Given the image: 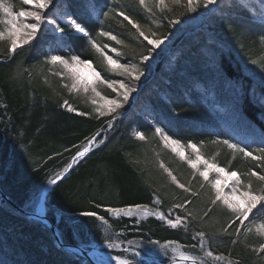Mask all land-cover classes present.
Returning <instances> with one entry per match:
<instances>
[{"label":"trees","instance_id":"1","mask_svg":"<svg viewBox=\"0 0 264 264\" xmlns=\"http://www.w3.org/2000/svg\"><path fill=\"white\" fill-rule=\"evenodd\" d=\"M104 1L105 5L102 6L101 3ZM109 8L124 11L142 27L145 26V11L136 4L135 0H83L82 5L80 3L76 7L70 5L72 17L85 26L96 41L100 28L113 33L124 43L131 41L132 30L135 29L122 17L114 16L112 19H107L103 13ZM225 10L227 11L226 8L223 9ZM84 40L83 37L71 36L68 39L69 51L91 61L93 67L102 72L104 68L94 52L82 53ZM199 42L190 43L189 51L196 52L202 44ZM208 47L214 49L212 44ZM215 51L213 58L210 56L211 67L203 68L202 72L206 73L202 74V80H198L197 89L201 91L202 101L197 99L199 102L192 105L189 102L175 105L180 111L190 112V114L187 112V116L190 117L191 124L197 128L195 135L189 132V140L195 144H203L204 149L208 147L219 149L220 144L211 143L222 136L218 133V129V131L211 130V127L218 125V115L209 110V107L214 105V108L226 114L227 121L233 126H239L236 127L237 131L240 130L244 134L246 137L244 140H251L250 146L257 147L264 140V84L249 82L238 62L229 53ZM22 52L25 53V57L21 59L19 69L21 72L16 76L13 69L18 58L22 57ZM182 54L183 57L188 58V53ZM39 57V43L34 48L26 47L17 51L11 60L7 56V44L0 45V189L2 192L16 205L32 213H39V200L43 196L46 216L53 223L64 244L79 246L89 251L94 248L102 252L110 251L123 258L124 255L120 252L105 247L106 242L125 244L132 242L145 246L151 245L149 241H158L160 245L173 242L172 244L180 247H188L189 249L185 250L189 255L205 260L203 253H198L200 242L198 237L194 238V234L197 231H204L207 234L206 247L214 248L210 222L216 221L220 230L227 226L230 213L220 212L218 207H214L209 217H205L203 221L198 216L196 219L188 217L190 223L187 230L183 227L171 228L155 216L140 219L123 216L113 218L112 214L105 211L106 208H127L136 205H144L166 215L171 210L173 219L177 215L185 217L183 210L175 209L172 205L184 202L186 199L193 200V203L187 206L188 210L202 215L200 210L209 206L208 197L204 195L206 193L200 189L197 181L190 183V186L194 191H200L199 198L190 197L171 183L167 173L159 167V164L162 162L173 175L178 173L177 168L181 169V164L170 167L169 163L158 160L155 153L148 149L144 150V146L153 149L150 146V143L154 144L153 140L143 142L130 139L127 132L133 129L135 124L133 120H142L139 113L130 107L125 108L122 119H118L112 125V127L115 125L123 127L125 130L113 149L111 146L115 142L113 141L115 137L107 139L105 134L109 133L106 130L108 127L104 126V131L99 129L102 132L97 137L104 142L99 147H95L85 158L73 164L72 158L79 146L99 131L97 128L100 121L92 115L84 119L64 111L60 105L66 92L58 85L55 87L54 83L50 87L43 82L44 76L37 75L36 71L41 64ZM24 69H28V72ZM29 72H31L30 76ZM174 85L179 84L174 82ZM124 113L127 114L125 117H123ZM140 130L145 135L148 134L145 125H142ZM183 142L189 141L183 140ZM220 147L217 160L224 161L230 153L228 149ZM161 148L170 156H166L167 158L175 159L173 153L166 151L162 146ZM230 164L240 172L253 166L252 162L244 160L239 154ZM66 167L69 168L67 173L64 172ZM57 174H61L64 178L58 180L55 185H49L48 181ZM156 199L161 203H154ZM0 209L2 211L0 264H90L85 258L59 248L43 222L25 217L7 206L1 199ZM85 211L104 216L111 227L95 217L81 215ZM229 231H234V228ZM235 238V236L219 235V241L223 246H215L219 251L215 250L213 253L229 257L234 264L236 261L240 264H251L249 255L255 257L254 253L244 247L243 237H240L237 244L232 245L231 240ZM246 243L253 246L259 243V238L249 237ZM192 245L196 247L193 248ZM168 260L167 258L162 262L166 263ZM204 264H214V261L207 263L204 261Z\"/></svg>","mask_w":264,"mask_h":264},{"label":"rangeland","instance_id":"2","mask_svg":"<svg viewBox=\"0 0 264 264\" xmlns=\"http://www.w3.org/2000/svg\"><path fill=\"white\" fill-rule=\"evenodd\" d=\"M12 2L16 5L17 9L21 7L20 0H12ZM78 3L82 5L83 0H57L58 7L50 8L46 15H49L51 17L52 13H58L57 21L65 27V33H56L51 30H46L42 27L41 32L38 33L37 39L34 40L31 45H26L23 48H34L35 45L39 43V58L41 64H39L38 70L36 71L37 75H41L44 77L47 76L50 82V87L53 86L54 83L55 87H57L56 85H58L60 88H62L61 84L67 81H61L59 77L48 75L47 70L50 66L43 64V61L50 54H61L65 57L74 54L69 51L70 46L68 39L71 36L83 37L85 40L82 53L87 54L88 51L94 52L96 58L99 59L101 65L104 68L102 72L96 69L98 72H100L102 78H104L105 80L135 83L137 85V90L130 95L129 100L124 104V107L122 109H119L120 115L117 119H115L113 125L117 122L118 119H122L121 117L125 108H134L136 112L139 113V117H141L142 120L131 118L132 120L134 119L133 121L135 124L133 126V129H129V131L127 132V135L130 137V139L135 140L133 131L135 130L142 132L140 128L142 125H145L146 131L148 133L146 135V137L148 138L147 141L153 140L154 144L151 145V143L148 142L150 143V146L153 147V149H150L149 146H144L143 149H148L150 152L155 153V156L158 157V160L169 163L170 167L181 164V169L177 168L178 173L174 174L177 179L181 183H184L186 185H191L193 182L197 181L200 187L201 178L197 175L196 178L193 179V170L184 160L180 159V157H178L174 152L171 151V147L165 148L162 145L160 137L155 136L154 134L155 128L160 127L164 129V131L167 132L171 137L179 140L181 144L185 146L183 149L185 151V155H192L194 158V154L191 153V149H188L186 146L191 141L189 140V132H191V135H195L194 132L197 131V128L193 126V124H191V120L189 119L190 117L187 116L188 111H180L175 107V105L179 106L183 103L188 102L190 103V105H192L199 102L197 99H199L200 102L202 101V98L200 97L201 91L197 89L198 80H202V74L206 73L202 72L203 68L206 69V67H211V65L209 64L211 62L210 56L213 58V55H215L216 52L215 50H221L222 52L229 53L230 56L238 62L242 73L246 76L249 82H253L255 84H264V45H262L260 42V36L264 35V28L260 26V16H258L257 14V12H261V5L264 7V0H217V4L210 5L207 9L199 7L195 12H187L186 9L180 6H173L172 11H166L164 13H160L157 10L155 15H150L145 12V26L143 27V30L149 36H151V34L155 32L157 36H167V39L159 49L152 53V58L142 65L140 64V57L144 54H147L148 50L151 49V45H148L147 41L144 40L143 37H139L138 34H136L135 30H132L133 36H131V41H126L122 45L116 44L115 41L108 40L106 37H100L96 35L98 44H108L110 48H115L118 52L121 53L120 56H117L115 52H111L107 48L104 49L105 53L112 56L113 59L119 60L120 63H135L144 69V76H142L139 81L135 82L130 81L125 76L109 72L103 61V58L100 57L99 54H97L88 43L89 38L84 37L80 33H76L74 30L70 29L67 26V18L70 16L72 19H74L72 17V12L70 11V5H74L76 7ZM101 5L104 6L105 1L101 3ZM225 8L227 9V11H223V9ZM172 19H179L180 22L174 25L170 24L169 21ZM223 19L225 20V22H223ZM220 20L222 21L219 22ZM2 27L3 26L0 25V28ZM48 28L50 29L51 26H48ZM61 35H63L62 42L58 39ZM196 41H200L199 43L202 44H200L201 47L197 48L198 50L196 52L192 53L189 51L190 43H196ZM1 44L6 45L7 42H0V45ZM184 44H186L187 46L185 45L184 47ZM210 44H212V46L214 47L213 50L208 47L210 46ZM23 49H18L17 51H21ZM184 52L186 54L188 53V58L183 57L182 53ZM22 53V57L18 58V62L13 69L16 76H19L18 73L21 72L19 71L22 63L21 59H23V56L25 57V53ZM183 59L187 60L182 61ZM252 59L257 60L258 63H251ZM55 70H59V67H57V69ZM174 82H177L179 85L175 86ZM116 87L118 88L119 85H117ZM64 90L66 92L64 99H67L69 103L78 111L86 113V115L84 116L77 115L78 117L86 119L89 115H92L96 117L98 121H100L98 126L99 128H97V130L101 129L102 131H104L103 127H108V121L111 119V117H101L94 112V108L96 107V105H93L89 99L90 97L94 96L93 93L89 92L87 95L83 93L69 94L66 89ZM252 90L254 91V88H252ZM98 91L102 96L109 99L116 98V93L113 92L111 88H108L107 85H98ZM250 92L254 93L252 91ZM95 99L101 104L104 103V101L100 100V97H95ZM63 109L66 113L76 115L74 112H68L65 108ZM209 110L215 115H218V125L211 127L212 131H216L218 129V133L222 135L219 137V139L217 138L218 140L227 139L232 143H238L241 146L255 148L250 146L251 140H244L246 138L244 134L240 130L237 131L236 127L239 126H233L229 121H227V116L225 113H223L222 110L214 108V105L213 107H209ZM188 113L190 114V112ZM126 115L127 114L124 113L123 117H125ZM101 130L97 132L100 133L102 132ZM106 130L109 132L105 134L107 136V139H113L114 137H117V139L114 138L113 140L115 141L111 146L113 149V146L115 145V143H117V141H119V138L122 137L125 130L123 129V127L117 125L111 128L108 127ZM183 140H188L189 142L186 143L183 142ZM82 145L83 143L79 147H81ZM197 145L200 146L201 144ZM161 146L164 147L166 151H170L171 153H173L175 159L167 158L169 155L165 154L166 152L161 148ZM220 146L228 149L222 144H220ZM220 146L218 147L219 149H221ZM219 149H215L212 147L204 149V147L202 146L200 148V151L205 158L210 159L217 152H220ZM228 153L230 154L228 155L226 160H217L219 158V155H217L215 162L222 167L228 168L230 171L236 170V168H233L229 163L232 155L231 151L229 150ZM214 176V172L210 173L209 178L212 179ZM256 187L259 188L261 187V185L257 184ZM203 190V192L206 193L204 194L206 197L211 194L210 189ZM225 191L227 192L228 189H225ZM39 205V213L42 212L46 215L45 201L43 200V196L39 200ZM218 209L220 212H223L219 207ZM1 213L2 211L0 209V215ZM230 215L231 214H229L228 216L229 218ZM112 217L114 218L117 216L112 215ZM123 217L136 219L143 218L142 216ZM260 219H264V214H260L257 217V220ZM215 222H210L211 231H209L211 232V235H213L212 242L215 246L219 245L222 247L223 243L219 241V235H222V228L220 229V231L219 224L217 225V223ZM103 229L104 231H106L105 227H103ZM214 235L217 236L214 237ZM240 237L244 238L243 230H241ZM249 237H257L255 234V230H253V233L249 234L248 238ZM119 244V248L111 250L120 252L122 255H124V257H130L131 259H133L131 253H124V248H136L143 253L145 249L154 247L153 245L145 246L139 243ZM215 246L210 250L213 252L215 250L219 251ZM177 247H179L181 251L188 254L185 250H188V247H180L177 244L167 243L162 245L158 244L157 246H155V258L157 259L158 264H167L168 262H170L172 260V256L174 255L173 250ZM165 251L167 252V255H164ZM200 252L203 253L199 247L198 253L200 254ZM113 256L116 255L112 254V252L110 251L102 252L97 248H94L89 255L91 261H93L94 264H115V260L112 259ZM249 256L251 264H264V262H261L258 258H256V256ZM124 257L122 259H125ZM167 258L169 260L166 263H163L162 261L166 260ZM203 258L205 259L204 261L206 263L208 261H214V264H224V262H217L207 257ZM135 259L139 261L140 259H142V257H138ZM87 262L90 263L89 261Z\"/></svg>","mask_w":264,"mask_h":264},{"label":"snow or ice","instance_id":"3","mask_svg":"<svg viewBox=\"0 0 264 264\" xmlns=\"http://www.w3.org/2000/svg\"><path fill=\"white\" fill-rule=\"evenodd\" d=\"M136 4L150 15H155L158 10L160 13L166 11H172L173 6H180L186 9L187 12H195L197 8L203 7L209 8L210 5L217 4V0H135ZM21 7L17 9L12 0H0V42H7V56L11 60L18 49H23L26 45H31L34 40L37 39L38 33L41 32L42 27L46 30H51L56 33H65V27L57 21L58 13H52L51 17L46 15L48 10L53 7H58L57 0H20ZM27 6V7H25ZM103 15L107 19L115 17H122L124 21H127L129 25L136 30V34L139 37H143L147 41L148 45H151V49L147 54L140 57V64H144L152 58V53L164 44L167 36H157L155 32L149 36L144 30L142 25L134 20L129 14L124 11H117L114 8H109ZM255 15V14H253ZM31 21V22H30ZM170 24L179 23V19H172ZM259 23L264 28V12L260 14ZM48 26H51L49 29ZM67 26L74 30L76 33L82 34L84 37H88V43L91 48L95 50L103 61L109 72L117 73L121 76L127 77L130 81H139L144 76V69L135 63H120L119 60L113 59L112 56L105 53L104 49H109L111 52H115L117 56L121 53L115 48H110L108 44H98L95 39H92L90 33L86 30L85 26L78 23L70 16L67 18ZM100 37H106L108 40L115 41L116 44H124V41L119 39L116 35L109 31L101 29L98 34ZM63 41V35L58 38ZM260 42L264 45V35L260 36ZM6 62V61H5ZM251 63H258L257 60L252 59ZM43 64L49 65L48 75L53 77H59L63 82L61 87L66 89L69 94L83 93L87 95L89 92L94 96L90 97V102L96 105L94 112L101 117L108 116L111 119L108 121V127L111 128L115 119L120 115L119 109L124 107V104L129 100L130 95L137 90L135 83H125L124 81L105 80L101 77L93 63L89 60L81 59L77 54H72L65 57L61 54H50L43 61ZM59 67V70H55ZM28 72V69H24ZM19 75V73H18ZM31 72H29V76ZM45 84H49L47 76L43 78ZM98 85H107L113 92L116 93V98H107L100 94L98 91ZM119 85L117 88L116 86ZM95 97H100L104 103H99ZM68 112H74L78 116H84L86 113L78 111L74 108L67 99H63L60 105ZM155 136L160 137L161 143L165 148L171 147V151L174 152L180 159L184 160L189 167L193 170V179L198 175L201 178L200 189H210L211 194L208 196V205L204 209H201L200 213H194L188 210V205L193 203L192 199H186L184 202L174 203L172 205L175 209H181L185 213V217L179 215L173 219L171 216V210L168 215L155 209H149L144 205H136L135 207L116 208L108 207L105 209L107 213L113 216H142L147 218L148 216H155L159 220L164 221L171 228L183 227L187 230L190 220L196 219L197 216L201 221L205 217H209V214L213 211L214 207H219L222 211L230 213V218L226 227L222 228V235L235 236V239L231 240V244L235 245L240 240L241 230L244 232V247L249 249L255 254L261 262H264V219L257 220L260 214H264V140L255 147L249 148L247 146H241L238 143H232L230 140H213L212 144H222L231 151V161L237 159V154L246 161L254 162L253 166L247 168L246 171L240 172L238 170H229L226 167L220 166L215 162L217 152L210 159L205 158L200 151L203 146H198L195 143L189 142L187 148L191 149L192 155H185L184 145L177 139L171 137L164 129L160 127L155 128ZM100 133H95L91 138L87 139L81 147L78 148L75 156L72 158V163L75 164L78 160L85 158L95 147H99L103 140H98L97 137ZM135 139L143 142H147V137L143 132L133 131ZM70 167V166H69ZM159 167L163 169L169 177L172 184L181 189L182 192L187 193L190 197L199 198L201 193L199 190L194 191L190 185L181 183L172 171L168 169L162 162ZM68 167L64 169L67 173ZM215 173V176L210 179V173ZM61 174L48 181L49 185L57 184V181L63 179ZM246 178V179H245ZM259 184L261 187L257 188ZM225 189H228L226 192ZM156 204H160L161 201L156 199ZM258 210V211H254ZM81 215L87 217H95L103 224L111 227L108 220L104 216L98 215L95 212L85 211ZM247 222V223H246ZM234 231H229L233 229ZM255 230L256 236L259 238V243L253 246H249L246 241L249 234ZM118 235V234H117ZM206 236L204 231H197L194 234V238L198 237L200 242V249L203 252L204 257L210 258L217 262H224V264H234L233 260L223 255H216L208 247H206ZM132 243V242H129ZM153 248L145 249L143 253L136 248L129 249L124 248V253H131L133 259H122L120 256H113L115 264H158L155 258V246L159 244L158 241H149ZM173 242H169L172 244ZM108 249H116L120 247V244L114 241L106 242ZM139 247V246H137ZM183 247V246H181ZM191 247L195 248L196 245ZM174 255L172 256L173 264H204V260L197 256L188 255L181 251L179 247L175 248ZM167 255V252H164ZM142 257L139 261L135 258ZM235 264H240L236 261Z\"/></svg>","mask_w":264,"mask_h":264},{"label":"water","instance_id":"4","mask_svg":"<svg viewBox=\"0 0 264 264\" xmlns=\"http://www.w3.org/2000/svg\"><path fill=\"white\" fill-rule=\"evenodd\" d=\"M0 199L2 201H4L13 210L24 215L25 217L43 222L48 227L56 245L59 248L68 250L72 253H77V254L85 257L86 260L89 261L91 264H94L93 261H91V259L89 257L90 251H87V250H85L79 246L67 245V244H64L61 242L53 223L49 220V218H47V216L44 213H42V212L41 213H32V212H28V211L22 209L21 207L16 205L7 195H5V193H3L1 189H0ZM43 211H44V208H43ZM70 249H72V250H70ZM167 264H173V261H170Z\"/></svg>","mask_w":264,"mask_h":264},{"label":"bare ground","instance_id":"5","mask_svg":"<svg viewBox=\"0 0 264 264\" xmlns=\"http://www.w3.org/2000/svg\"><path fill=\"white\" fill-rule=\"evenodd\" d=\"M260 11L261 12H257V14H258V16H260V14L262 13V12H264V7L261 5V7H260ZM8 206V205H7ZM70 250H72V249H70ZM172 261V260H171ZM186 264H190V262H186Z\"/></svg>","mask_w":264,"mask_h":264}]
</instances>
